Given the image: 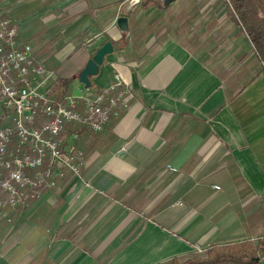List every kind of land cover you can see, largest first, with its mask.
<instances>
[{
    "label": "crops",
    "instance_id": "1",
    "mask_svg": "<svg viewBox=\"0 0 264 264\" xmlns=\"http://www.w3.org/2000/svg\"><path fill=\"white\" fill-rule=\"evenodd\" d=\"M2 7L52 73L48 89L67 81L64 96H81L79 73L110 42L90 89L119 74L131 96L97 134L65 125L61 150L84 152L80 175L0 218V264H168L193 244L264 238V68L227 0Z\"/></svg>",
    "mask_w": 264,
    "mask_h": 264
},
{
    "label": "built area",
    "instance_id": "2",
    "mask_svg": "<svg viewBox=\"0 0 264 264\" xmlns=\"http://www.w3.org/2000/svg\"><path fill=\"white\" fill-rule=\"evenodd\" d=\"M0 0V218L8 210L26 209L40 200L47 187L65 173L79 176L84 152L61 150L58 139L65 125L101 132L111 117L128 107L129 91L119 74L109 89L86 88L81 96L55 101L47 81L52 76L43 59L18 38L16 23ZM81 105L82 111L76 108ZM10 221L9 218L6 219ZM256 243V239H253ZM196 254L206 249L193 244Z\"/></svg>",
    "mask_w": 264,
    "mask_h": 264
},
{
    "label": "trees",
    "instance_id": "3",
    "mask_svg": "<svg viewBox=\"0 0 264 264\" xmlns=\"http://www.w3.org/2000/svg\"><path fill=\"white\" fill-rule=\"evenodd\" d=\"M231 13L247 35L256 56L264 68V0H227ZM69 86L67 81L57 80L48 94L60 101ZM264 257V238L254 243L251 239L208 247L203 254L190 255L184 261L168 264H261Z\"/></svg>",
    "mask_w": 264,
    "mask_h": 264
},
{
    "label": "water",
    "instance_id": "4",
    "mask_svg": "<svg viewBox=\"0 0 264 264\" xmlns=\"http://www.w3.org/2000/svg\"><path fill=\"white\" fill-rule=\"evenodd\" d=\"M116 23L121 31L127 28V21L123 17H119ZM113 52V47L110 42L104 43L99 49L96 50L91 59L88 60L84 69L78 75V81L83 84L85 88H91L92 83L90 77L97 75L99 67L104 61V57Z\"/></svg>",
    "mask_w": 264,
    "mask_h": 264
}]
</instances>
